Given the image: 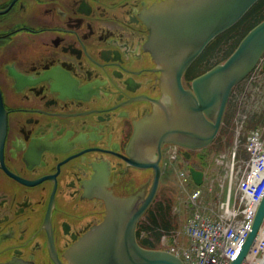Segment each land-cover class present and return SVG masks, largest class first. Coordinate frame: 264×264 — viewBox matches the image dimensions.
Masks as SVG:
<instances>
[{
    "label": "flooded vegetation",
    "instance_id": "obj_1",
    "mask_svg": "<svg viewBox=\"0 0 264 264\" xmlns=\"http://www.w3.org/2000/svg\"><path fill=\"white\" fill-rule=\"evenodd\" d=\"M179 1L0 0V264H68L67 251L104 220L109 201L148 196L155 171L133 166L128 146L167 92L150 13ZM237 24L233 39L246 28ZM217 38L183 73L184 89L201 75L188 81L187 72L208 65L207 47L219 55ZM256 72L264 52L240 83ZM172 149L184 168L202 158L194 155L202 149L162 145L143 216L169 178Z\"/></svg>",
    "mask_w": 264,
    "mask_h": 264
},
{
    "label": "water",
    "instance_id": "obj_2",
    "mask_svg": "<svg viewBox=\"0 0 264 264\" xmlns=\"http://www.w3.org/2000/svg\"><path fill=\"white\" fill-rule=\"evenodd\" d=\"M257 1L181 0L150 13L153 52L166 75L167 92L163 100L155 102V112L136 125L128 154L133 166L153 168L155 179L148 196L138 205L133 198L109 201L104 220L67 251L68 264H183L169 252L140 247L135 238L136 225L158 189L157 161L162 145L200 149L217 135L232 89L254 69L264 52V20L246 34L222 64L193 79L187 90L181 84L183 73L215 37L235 25ZM154 155L155 162H148ZM190 174L194 184L200 186L203 173L191 168ZM263 223L264 195L251 231L237 258L229 264H242Z\"/></svg>",
    "mask_w": 264,
    "mask_h": 264
},
{
    "label": "built area",
    "instance_id": "obj_3",
    "mask_svg": "<svg viewBox=\"0 0 264 264\" xmlns=\"http://www.w3.org/2000/svg\"><path fill=\"white\" fill-rule=\"evenodd\" d=\"M244 148L247 159L243 169L236 165L235 151L225 165L228 168L227 192L224 200L218 203L217 211H211L212 216L200 210V191L195 190L191 195L193 213L184 225L187 242L169 250L183 264H229L237 258L264 195V133L250 131ZM169 157L174 159L175 152ZM261 231L243 264L264 263V225ZM161 242L164 245V237Z\"/></svg>",
    "mask_w": 264,
    "mask_h": 264
},
{
    "label": "rangeland",
    "instance_id": "obj_4",
    "mask_svg": "<svg viewBox=\"0 0 264 264\" xmlns=\"http://www.w3.org/2000/svg\"><path fill=\"white\" fill-rule=\"evenodd\" d=\"M254 128L264 131V72H256L234 89L231 107L217 139L211 146L194 153L202 158L190 160L186 168L182 167L179 160L172 165L169 178L162 182L155 200V203L160 202L165 206L168 212L166 220L170 225L169 232H165V245L158 244L159 250L178 248L186 243L184 225L193 213L190 197L196 187L189 177L185 181L179 178L178 171L193 168L204 174L203 183L197 187L201 190L198 203L202 206L200 210L211 216V211H217L221 194L222 199L226 195L228 186L225 178L228 168L225 165L231 159V152L236 149V165L243 169L246 158L245 136ZM238 133L241 134L236 146ZM222 157L224 161L220 164ZM145 216L140 221L142 224L147 222Z\"/></svg>",
    "mask_w": 264,
    "mask_h": 264
},
{
    "label": "trees",
    "instance_id": "obj_5",
    "mask_svg": "<svg viewBox=\"0 0 264 264\" xmlns=\"http://www.w3.org/2000/svg\"><path fill=\"white\" fill-rule=\"evenodd\" d=\"M264 20V0H258L238 22L237 26L244 24L246 28L240 33V35L233 39L232 31L234 28L227 30L218 36L217 41L219 42V55L214 56L212 52V44L207 47L205 51L204 61L208 64L204 70L198 73L187 72V80L190 81L194 76L203 74L212 67L224 62L238 46L240 41L244 38L248 30L253 29L258 22ZM154 206V207H153ZM168 209V208H167ZM168 212L163 206V203H154L151 210L147 213L145 218L147 222L142 224L140 222L138 229L136 230V237L140 247L149 250H157L158 244L161 237L165 232H169L170 225L167 219Z\"/></svg>",
    "mask_w": 264,
    "mask_h": 264
},
{
    "label": "bare ground",
    "instance_id": "obj_6",
    "mask_svg": "<svg viewBox=\"0 0 264 264\" xmlns=\"http://www.w3.org/2000/svg\"><path fill=\"white\" fill-rule=\"evenodd\" d=\"M188 174H189V177H190V179H191V174H190V173H188ZM200 196H201V195H200ZM150 205H151V204H150ZM150 205H149V207H150ZM149 207H148V208H149ZM147 210H148V209H147ZM147 210H146V211H147ZM145 213H146V212H145ZM145 213H144V214H145ZM260 234H262V231H261ZM257 238H258V236H257ZM257 238H256L255 240H257ZM253 246H254V244L252 245V247H251V249H250V251H249V254H250V252H251ZM249 254H248L247 257L244 259V261L248 259ZM244 261L242 262V264L244 263Z\"/></svg>",
    "mask_w": 264,
    "mask_h": 264
}]
</instances>
